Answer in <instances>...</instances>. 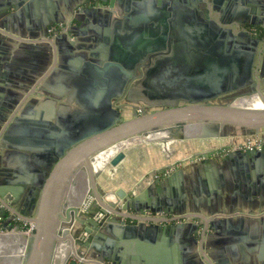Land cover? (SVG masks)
<instances>
[{"label":"water","instance_id":"water-1","mask_svg":"<svg viewBox=\"0 0 264 264\" xmlns=\"http://www.w3.org/2000/svg\"><path fill=\"white\" fill-rule=\"evenodd\" d=\"M41 1L12 0L9 5L17 12L35 7ZM204 1L100 0L91 9L97 14L99 3L106 4L107 16L100 17L112 30L92 31L94 36L77 46L78 54L66 62L73 77L79 79L74 81L73 78L71 82L75 91L71 97L82 112L77 121L70 123L66 134L56 143H50L40 177L30 183L29 191L34 195L29 207L30 218H20L32 225L33 230L24 245L21 264H54L59 239L66 242L64 261L60 264H124L121 251L114 253L109 247L115 245L116 240L135 237L134 233L155 236L161 232L178 237L185 231L187 238L194 244L197 242L199 227L193 223L198 220L196 216H183L179 223L164 227L147 225L137 218L130 224L122 220L128 218L123 213L132 212L135 217L146 210L153 214L162 211L157 214L180 216L183 195H179L178 187L177 197L164 195L163 203L156 207L146 200L150 188L145 193L140 192L142 183L129 191L108 190L99 185L95 179L102 170L96 171L93 162L97 154L118 143L158 131L172 132L169 138L173 140L217 139L233 133L252 137L264 133V108L251 110L233 106L235 100L253 95H258L264 103V69L259 59L264 39L252 37L249 30L233 31L227 26L231 22L215 19L202 7ZM260 1L264 5V0ZM114 6L126 14L122 20H113L110 24L108 20L113 16ZM262 21L258 27L264 28V18ZM70 44L74 46V42ZM219 98L225 102L213 103ZM124 101L142 103L155 110L145 112L132 106L134 116L124 121ZM3 108L10 109L7 105ZM22 120L21 117L16 122ZM198 125L202 127L198 134H191ZM14 127L8 125L4 132L11 134ZM8 137L0 138V158L4 163L11 156L10 150H18L8 143ZM125 158L124 149L119 150L104 168L115 169ZM222 163L219 169L213 159H206L202 164L204 175L192 183L193 191H198L202 197L216 199L227 190L234 197L241 188L254 189L247 183H264V149L230 151ZM215 168L218 181L211 183L214 176L208 171ZM77 175L83 180L80 186L85 191L83 201L87 195L92 201L85 210H80L81 203L64 214L59 204L62 196H66V201L72 196ZM154 175H147L144 181L155 182ZM3 176L0 175V206L18 217L11 207L23 183L18 179H1ZM182 176L183 171L176 170L161 178V183L156 181V187L161 191L176 186ZM74 197L79 200L80 195ZM193 200L194 203H184L190 211H196L195 206L199 204L195 197ZM98 213L103 215L99 221L95 219ZM0 216L6 218L1 212ZM204 223L202 234L208 228L216 230L219 224L230 225L225 218ZM260 224L264 227V217ZM64 225L69 227L62 230ZM12 230L19 234V224ZM82 233L87 234L84 240L79 238ZM3 246L10 251L21 248L20 243L16 245L13 241ZM91 248L96 252L100 250L101 255L90 254L89 257ZM3 251L0 249V255ZM87 256L94 262H88ZM200 256L204 260L201 264H210L211 257L207 258L204 253Z\"/></svg>","mask_w":264,"mask_h":264},{"label":"crops","instance_id":"crops-1","mask_svg":"<svg viewBox=\"0 0 264 264\" xmlns=\"http://www.w3.org/2000/svg\"><path fill=\"white\" fill-rule=\"evenodd\" d=\"M11 1L0 0V138L10 135L8 143L18 150H10L11 156L5 163L0 158V175H4L1 179L8 181L18 179L23 183L19 187L15 205L11 207L18 215L16 218L20 222L9 221V216L13 215L12 212L2 209L1 206L0 212L6 214L2 233L12 232V229L19 224V234L26 243L29 235L26 234L27 228L21 227V222L27 225L29 223L21 220L20 217L30 218L29 207L34 197L29 191L32 187L30 183H35L39 179L41 165L46 162L45 154L49 152L50 143H56L57 139L66 134L70 123L77 121L82 112L75 99L71 97L75 94L71 86L75 77L66 62L71 61L78 54L77 46L94 36L92 31L99 33L104 32L106 28L111 31L112 28L106 26L101 19L107 16L106 4L99 3L97 14L92 13L91 9L100 0H42L35 7L24 11L18 9L17 12H14L9 5ZM251 3L252 0H205L202 7L208 9L211 15L221 22H225L224 18L227 17L229 22L239 23L243 20V16L249 19L254 15ZM112 12L113 16L108 20L110 24L113 20H122L126 14L124 11L120 13L116 6ZM61 23L72 24L70 33L74 36L73 40L66 35L47 38L48 28ZM71 42H74V46L70 44ZM51 74L53 75L49 79ZM76 80L79 81L78 77L74 81ZM6 105L10 107L9 110L3 108ZM21 117L23 120L16 122ZM8 125L9 128L15 126L11 134L4 132ZM189 140L200 142L195 144V147L200 150L192 152L202 157L189 162L180 160L184 163H178L174 171L182 170L183 176L176 186H168L159 191L156 181L161 183L162 179L154 178L155 182L144 181L147 175L158 173V171L160 173V170L170 165L166 164L167 162L163 164L158 161L152 167L142 165L134 167L127 158L115 169L105 167L95 180L104 187L108 181H103L102 174L107 169H109V175L108 173L105 175L108 178H111L114 173L131 174L137 169L136 177L122 179L115 187L107 188L108 190L121 188L129 191L130 188L142 183L140 192L145 193L150 188V192L146 194V200L148 204L152 202L156 204V207L159 203H163L164 195L169 198L177 197L176 187H178L179 195H183L180 197L179 207L182 210L180 216H196L198 219L195 222L191 221L199 227L197 242L194 244L193 240L187 238L185 231L178 237L173 235L169 237L161 232L155 236L142 232L140 236L134 233L135 237L128 236L120 242L116 240L115 245L109 247V250L112 249L114 253L121 251L124 264H201L204 260L200 253H204L207 258L211 257L210 264H264V227L260 224L261 218L264 217V183H247V185H253L254 189L241 188L240 193L234 197L233 193L224 190L223 196L216 199L202 197L198 191L194 192L191 188L192 183H196L198 177L204 175L205 170L202 164L206 159H213L221 169L222 160L226 154L230 151H239L236 148L247 140L246 135L233 133L217 139ZM98 163L97 161L93 163L96 171L101 162ZM208 172L214 176L210 182H217L216 168ZM74 183L72 196L70 195L67 201L66 196H62L59 204V210L64 214L82 203L84 198L85 191L80 188L83 184L82 177L77 175ZM77 195L78 198L80 195L79 200L74 197ZM87 196L84 203L79 206L80 210H85L92 201L91 197L87 200ZM192 197H195L199 203L195 206L196 211H190L184 204L185 201L194 203ZM211 211L213 213H209ZM147 212V210L144 211V213ZM155 213H162V211ZM127 214L135 215L132 212L123 213L124 216H128ZM62 217L64 218L63 214ZM224 218L229 220L230 225L219 224L216 230L208 228L204 230V234L201 233L206 226L204 223L206 220ZM59 240L56 245L54 264L61 263V248L66 243L64 239ZM88 254L89 257L90 254L99 256L101 251L96 252L94 248H91ZM23 255L24 252L19 256L23 257ZM88 256V262H94Z\"/></svg>","mask_w":264,"mask_h":264},{"label":"rangeland","instance_id":"rangeland-1","mask_svg":"<svg viewBox=\"0 0 264 264\" xmlns=\"http://www.w3.org/2000/svg\"><path fill=\"white\" fill-rule=\"evenodd\" d=\"M213 103L216 104L218 102L215 101ZM125 104H129V107L128 108L123 107V109H122V119L124 121L128 120L134 116V110L132 109V106L139 108L138 105L141 103L132 104L130 102L127 103L124 101V106H125ZM139 109L144 111V109H142V108H139ZM152 110L153 109L146 107L145 112H150ZM201 128L202 127H200V125L194 127L193 130H191V134H198V132L201 130ZM167 133H169V134L164 135L165 138H169V136L172 135V132H167ZM164 136L158 137L156 140L157 142L146 140V141H142L141 143L134 144V145L129 146L128 148L124 149L127 160L128 161L130 160V163L132 165H134L136 163L135 167H136V165L137 166L142 165V166H146V167L147 166L152 167L158 161H160L163 164L167 162L166 164H170V165H168L167 167H165L163 169V170H165V169H170V168L174 169V167H176L178 165V163L189 162L191 160L196 161L198 158L202 157V156H199V154H195V152H192L195 150H200V149H198V147L197 148L195 147V144L200 143L199 141H194V140H189V139H186V140H181V139L173 140V139H171L172 140L171 145L169 146L168 149L165 150L164 145H165L166 141H163V142L158 141V140L164 139L163 138ZM189 150H190V152H189ZM204 157H206V156H204ZM169 159H170V161H169ZM180 160L184 161V162H181ZM177 161H180V162H177ZM163 170H160V172ZM104 172L105 173L102 174V175H104V177H102L104 179L103 181H105V182L108 181V184L106 183L104 186L105 188L115 187L116 184L119 183L120 180H122V179L124 180V179L130 178V177H136L138 175L137 169H136V172H131V174H128L125 172L116 173V174L114 173V174H112L111 178H108L105 175L107 173L109 174L108 169ZM110 172H111V170H110ZM113 172L114 171L112 170V173ZM138 173H139V171H138ZM158 173H159V171H158ZM158 173L156 172L155 175ZM89 197L90 196L88 195L87 200L89 199ZM3 240H6V243L7 242L9 243L8 239H3ZM20 241H23L22 238H20ZM64 249H65V246H63L61 248L62 256L64 254ZM8 253H12V255L11 256L5 255ZM14 253H16L15 250L12 249V251H10L9 248H5V252H4L3 256L0 255V264H21L23 257H21L19 255H16L17 256L16 257L15 255H13ZM61 260L64 261V258L61 257ZM58 264H60V263H58Z\"/></svg>","mask_w":264,"mask_h":264},{"label":"built area","instance_id":"built-area-1","mask_svg":"<svg viewBox=\"0 0 264 264\" xmlns=\"http://www.w3.org/2000/svg\"><path fill=\"white\" fill-rule=\"evenodd\" d=\"M71 29H72V24L61 23V24L51 26L50 28H48V30L46 31V33H47L46 35H47V38H54L56 36L66 35L70 40H73L74 36H72L70 33ZM236 149L241 150V151L248 150V149L249 150L264 149V133L256 134L252 137H247V140L244 143L238 145ZM172 172H174L173 168L165 169L162 172H160L159 174L154 175V178L155 179H161L165 176H168ZM126 217H128V218H126V219L123 218L122 220H124L125 222H128V223H133L134 220H132V219L137 218L138 221L144 222L146 224L170 225V224L179 223L183 216L153 214V213L147 212V213H144L143 215H140V216L134 217V216L128 215ZM102 218H103V215L101 213H98L95 216V219L98 221L101 220ZM4 220L5 219H3L0 216V232H2ZM189 220H190V218L185 219L184 221H189ZM9 221L20 222L19 219H17L16 217H13L12 215L9 216ZM21 227L27 228V230H26L27 235H30L32 233V230H33L32 225H30V224L27 225L26 223L21 222ZM79 238L84 240L87 238V234L82 233Z\"/></svg>","mask_w":264,"mask_h":264},{"label":"bare ground","instance_id":"bare-ground-1","mask_svg":"<svg viewBox=\"0 0 264 264\" xmlns=\"http://www.w3.org/2000/svg\"><path fill=\"white\" fill-rule=\"evenodd\" d=\"M233 106L237 107V108H243V109H251V110H262L264 108V103L263 101L259 98L258 95H253L251 97H247V98H239L237 100H235L233 102ZM168 131H158V132H153V133H150L148 134L147 136L145 137H135V138H132V139H129V140H126V141H123L121 143H118L116 145H114L113 147H110L104 151H102L101 153L97 154L95 156V159H94V162L95 163L96 161L97 162H101L100 163V166H98V170H104V166L106 165L107 161L115 154V152L119 151V150H123V149H126L128 148L129 146H132L134 144H138V143H141L142 141H155L157 142V138L160 137V136H164L166 134H169L167 133ZM164 139H161V140H158L159 142H163V141H166L165 145H164V149H168L169 146L171 145V139L169 138H165V136L163 137ZM178 142V141H177ZM199 144V143H198ZM193 145V144H192ZM204 145V144H203ZM189 146V145H188ZM196 146V145H195ZM197 148V147H196ZM143 149V148H142ZM190 152V150H189ZM145 154V153H144ZM133 155V154H132ZM126 160V159H125ZM173 160V159H172ZM170 161V159H169ZM98 163V164H99ZM135 163V162H134ZM125 164V162H124ZM136 164V163H135ZM135 164H134V167H135ZM127 165V163H126ZM137 166V165H136ZM127 167V166H126ZM131 167V166H130ZM127 169V168H126ZM106 170V169H105ZM109 170V169H108ZM116 174V173H115ZM109 175V174H108ZM135 175V174H134ZM124 177V176H123ZM135 179V178H134ZM114 189V188H113ZM112 189V190H113ZM128 189V188H127ZM131 190V188H130ZM84 203V201L82 202ZM81 204V203H79ZM78 204V205H79ZM77 205V206H78ZM69 225H64L62 227V230H65L66 228H68ZM20 238H22V236L20 234H16L14 232H8L7 234H4V235H0V249H4L3 253L5 252V248H4V244H6V240H3V239H8L9 242L10 241H13L16 245L17 244H21V248L15 250L16 253H14L13 255H21L24 251V245H25V241H20ZM23 240V238H22ZM5 255H9L11 256L12 253H8V254H5ZM3 256V255H2ZM17 257V256H16Z\"/></svg>","mask_w":264,"mask_h":264},{"label":"flooded vegetation","instance_id":"flooded-vegetation-1","mask_svg":"<svg viewBox=\"0 0 264 264\" xmlns=\"http://www.w3.org/2000/svg\"><path fill=\"white\" fill-rule=\"evenodd\" d=\"M251 9H252L253 14H254L251 18L248 19L247 17L243 16V20H240L239 23L238 22H231L227 26L230 27L235 32H239L242 30H249L250 35L252 37L264 39V28L261 26L258 27V25L263 22L262 19L264 18V5L261 3L260 0H252ZM224 19H225V22H223V23L228 22L227 17H225ZM263 52H264V50H263ZM259 59L262 62V67L264 69V53L261 55V57H259ZM224 100L225 99L219 98L215 101H217L218 103H223V102H225ZM124 107L128 108L129 104H125ZM138 107L144 109V111L146 110V106H144L142 103L139 104ZM139 108H137V109H139Z\"/></svg>","mask_w":264,"mask_h":264}]
</instances>
